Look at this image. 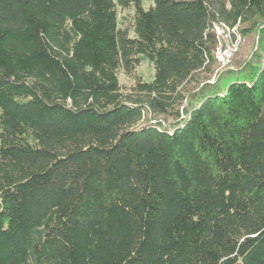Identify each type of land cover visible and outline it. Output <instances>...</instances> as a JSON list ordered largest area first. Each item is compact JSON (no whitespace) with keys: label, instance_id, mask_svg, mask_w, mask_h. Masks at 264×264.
Instances as JSON below:
<instances>
[{"label":"trees","instance_id":"obj_1","mask_svg":"<svg viewBox=\"0 0 264 264\" xmlns=\"http://www.w3.org/2000/svg\"><path fill=\"white\" fill-rule=\"evenodd\" d=\"M0 264H264V0H0Z\"/></svg>","mask_w":264,"mask_h":264},{"label":"rangeland","instance_id":"obj_2","mask_svg":"<svg viewBox=\"0 0 264 264\" xmlns=\"http://www.w3.org/2000/svg\"><path fill=\"white\" fill-rule=\"evenodd\" d=\"M149 4L150 2H144L145 7ZM117 10L118 22L125 18L126 22L122 27L128 26L134 13L133 9L123 11L119 9ZM227 34L228 32L226 30H223V32H215V35L218 39V44L215 48V59L216 62L219 64L220 69L230 67L234 55L238 56L239 54H245L251 49L253 44V40L244 39L242 36H240V34H238V37H235V40H232V38ZM153 73L154 68L151 63L148 61L147 58L141 57L139 67L136 70V74L140 76L143 80L150 82L153 77ZM118 81L122 85H128L131 83L129 78L124 76L122 73L118 75Z\"/></svg>","mask_w":264,"mask_h":264},{"label":"built area","instance_id":"obj_3","mask_svg":"<svg viewBox=\"0 0 264 264\" xmlns=\"http://www.w3.org/2000/svg\"><path fill=\"white\" fill-rule=\"evenodd\" d=\"M214 30H215L216 33H217L218 31L223 32V30H226V31L228 32L227 35H229L230 37H231V35H234L235 37H238V34L236 33V29H235V28L229 30V29H227V28L224 29V28H222V27L214 26Z\"/></svg>","mask_w":264,"mask_h":264}]
</instances>
